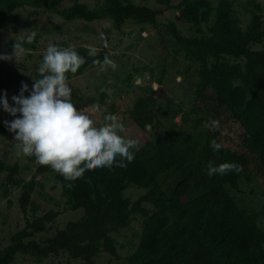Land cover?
<instances>
[{"label": "trees", "instance_id": "trees-1", "mask_svg": "<svg viewBox=\"0 0 264 264\" xmlns=\"http://www.w3.org/2000/svg\"><path fill=\"white\" fill-rule=\"evenodd\" d=\"M79 1L0 0V29L8 15L24 6L53 13L64 21L108 19L115 29L126 21L155 25L161 14L159 9L132 0H100L94 8ZM154 1L168 8L171 0ZM63 3L70 5L61 8ZM175 9L178 19L192 31L184 36L169 23L164 34L174 42L173 52L181 53L187 63L183 73H194L196 78L185 107L162 94L151 95L155 93L151 85L137 72L144 67L131 68L122 84L136 87L134 81L139 77V86L150 93L136 95L128 117L139 130L148 125L152 138L131 149L135 159L126 168L113 165L86 171L75 181H66L50 166L40 165L36 172L51 175L60 189L61 211L51 197L47 200L52 209L44 210L33 198L34 189L41 191L42 186L34 178L22 181L17 178L16 165L0 162V171L6 173L2 195L7 197L10 188L20 190L16 205L21 215L20 228L0 247V264H13L19 255L36 264H46L59 255L64 257L62 264H93L99 253L121 260L112 235L127 229L135 216L141 219V228L133 250L123 259L126 264H264V231L258 223L264 215V49H250L264 37L260 15L252 13L241 29L224 0L218 2L213 20L209 0H179ZM13 43H9L11 48ZM34 45L35 41L23 44L27 50H35ZM75 50L86 63L77 73H67L68 81L86 68L100 67L93 60L102 62L107 56L105 49L97 57H89L85 47ZM135 72L139 76L134 77ZM163 80L159 77L153 82L161 86ZM109 83L97 87L94 99L84 102L99 104L107 110L104 116L113 114L115 108L104 101ZM71 89L72 103L81 104L83 94ZM7 99L12 104L11 97ZM176 117L181 123L173 121ZM213 119L220 122L219 131L205 126ZM8 133L0 122V137ZM213 139L222 145L219 151L210 147ZM34 158L27 157L28 161ZM209 161L216 165L236 162L243 170L209 177ZM242 180L255 182L257 192L251 189L249 194L256 193L257 208L236 202L233 191ZM68 183L74 185L72 189L65 186ZM132 188L141 192L134 201L125 194ZM6 206H11L10 200ZM76 211L80 213L76 220L58 224L62 212Z\"/></svg>", "mask_w": 264, "mask_h": 264}, {"label": "rangeland", "instance_id": "rangeland-1", "mask_svg": "<svg viewBox=\"0 0 264 264\" xmlns=\"http://www.w3.org/2000/svg\"><path fill=\"white\" fill-rule=\"evenodd\" d=\"M100 0H80L79 2L87 5L89 8H94ZM138 5H144L152 10H161V14L156 18L155 25L143 24L138 25L131 21H126L121 27L115 29L108 19H99L90 23H85L82 20L64 21L59 16L47 13L42 9L31 8L24 6L14 10L8 15L3 27L0 29V54H11L12 48L9 43L17 42L20 37H27L31 33H36L34 41L35 50H28L18 61L0 60V93L7 94L8 98L13 95H19L21 83H26L29 86V91L32 88L34 80L40 76L38 72L39 65L43 61V56L49 44H53L61 49L85 47L87 49L95 47L98 51L105 49L107 57L113 60L117 67L115 70L106 66L105 71H101L100 67L86 68L80 74L70 77L68 84L73 88H77L83 94V101L76 108L90 115L97 126L104 123L105 112H95L93 105L96 102L92 101L90 105L86 102L91 101L95 96V90L99 86H104L106 81H110V87H107L108 97L104 99L107 105L115 104L113 115H116L124 124V131L120 133L125 139L137 140L138 146L133 149H138L143 144L152 138V131L148 125L145 130H139L133 127L132 122L128 117V110L133 104V99L136 95L150 93L144 91L139 85L136 87L127 88L122 84L121 80L127 75L131 68H142L138 70V74L143 76L145 84L156 85L161 89L159 91L152 88L155 93L153 96L167 98L172 103H178L185 107L188 97V90L191 84L195 82L194 73L186 76L183 72L186 68V62L181 53L173 52L174 42L166 37L165 26L169 23L173 24L178 31L184 35H191L190 27L182 22L177 17L175 5L179 0H171L168 8L161 7L154 0H132ZM220 0H209L213 13L210 17L214 19L217 9V4ZM230 4L236 17L237 23L241 29H244L252 13L259 14L261 19V28L264 30V0H224ZM69 3H63L61 8L69 6ZM256 7L259 9L257 10ZM101 33L104 34V39H101ZM105 42L107 47H105ZM251 50L264 49V37L260 45H253ZM150 69L152 72H149ZM137 70V69H136ZM164 72L161 75V72ZM137 72L133 75L136 77ZM190 72H194L190 69ZM138 75V76H139ZM149 75L152 77L150 78ZM162 77L163 83L158 86L153 82V79ZM147 80H150L149 84ZM115 87L112 88V85ZM138 87V88H137ZM25 96L29 93L25 92ZM119 98V99H118ZM14 117L5 112L0 106V122L11 121ZM176 124L181 123L180 117L173 120ZM14 133H8L4 137H0V162L5 166L16 165L18 169L17 178L22 181L33 179L41 186L36 187L33 191V198L40 204L44 210L52 209L53 205L48 202L47 197L57 201L60 205L58 210H63V199L60 198V189L55 183L51 175L38 174L37 168L40 166L36 159L28 161L23 154H18L17 141L13 139ZM6 173L0 171V247L6 243L7 238L21 226L20 213L18 212L16 199L20 193L19 189L10 188L7 191V197H4L2 185L4 183ZM253 189L257 192L255 182H244L238 184L233 191L237 203L248 208H257L258 198L256 193L249 194ZM42 194V195H40ZM126 196L130 200H135L141 195L140 191L127 189ZM43 198V199H42ZM7 200H10V207L6 206ZM55 209V207H54ZM259 210V208L257 209ZM81 212V210H78ZM79 212H62L58 217V224L61 225L68 220H76ZM264 212V211H263ZM82 213V212H81ZM141 219L137 216L133 217L129 227L120 231L118 234L112 235V238L117 244V254L121 260H113L103 253H99L94 259L93 264H126L123 260L125 256L133 250L137 235L140 232ZM258 223L264 231V215H260ZM64 257L59 255L52 257L46 261V264H62ZM13 264H36L34 260L19 255L15 258ZM82 264V263H80Z\"/></svg>", "mask_w": 264, "mask_h": 264}, {"label": "clouds", "instance_id": "clouds-1", "mask_svg": "<svg viewBox=\"0 0 264 264\" xmlns=\"http://www.w3.org/2000/svg\"><path fill=\"white\" fill-rule=\"evenodd\" d=\"M35 35L33 32L26 38L20 37L13 43L12 53L0 54V60L18 61L28 51L23 44L33 43ZM101 39H104L103 33ZM104 46L107 47L106 42ZM88 56L97 57L98 50L90 48ZM85 63L86 58L74 48L61 49L49 44L38 68L40 78L33 81L31 90L28 84L22 82L19 95L11 98L12 104H9L6 93L0 96V106L14 117L11 121H4V125L9 132L14 133L18 154L35 157L38 164L50 166L66 181L82 178L86 171L113 165L126 168L135 159L131 149L139 143L120 135L125 126L116 115L104 116V123L97 126L89 114L78 110L72 103V89L66 74L77 73ZM93 64L100 65L101 71H105L106 66L113 70L117 67L107 56L102 62L94 59ZM25 92L29 95L25 96ZM92 107L95 112L107 111L99 104ZM205 126L213 132L221 129L220 122L215 119ZM210 147L216 152L222 145L213 139ZM242 170V166L236 162L216 165L209 161L206 166L209 177ZM65 186L72 189L74 185L68 183Z\"/></svg>", "mask_w": 264, "mask_h": 264}, {"label": "water", "instance_id": "water-1", "mask_svg": "<svg viewBox=\"0 0 264 264\" xmlns=\"http://www.w3.org/2000/svg\"><path fill=\"white\" fill-rule=\"evenodd\" d=\"M147 82L150 84L151 81L150 80H147ZM135 83H139V80H136ZM152 88L159 91L161 88L160 87H157L156 85L152 84Z\"/></svg>", "mask_w": 264, "mask_h": 264}]
</instances>
